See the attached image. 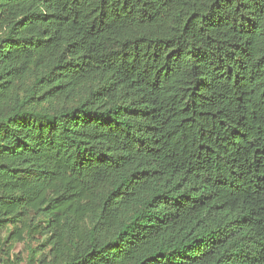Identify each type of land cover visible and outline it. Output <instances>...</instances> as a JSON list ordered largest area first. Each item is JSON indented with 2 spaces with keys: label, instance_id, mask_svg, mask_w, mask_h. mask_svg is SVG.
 I'll use <instances>...</instances> for the list:
<instances>
[{
  "label": "trees",
  "instance_id": "16d2710c",
  "mask_svg": "<svg viewBox=\"0 0 264 264\" xmlns=\"http://www.w3.org/2000/svg\"><path fill=\"white\" fill-rule=\"evenodd\" d=\"M3 232L27 264H264V0H0Z\"/></svg>",
  "mask_w": 264,
  "mask_h": 264
},
{
  "label": "rangeland",
  "instance_id": "374dc122",
  "mask_svg": "<svg viewBox=\"0 0 264 264\" xmlns=\"http://www.w3.org/2000/svg\"><path fill=\"white\" fill-rule=\"evenodd\" d=\"M6 234V232H3L0 237V258L3 257V252L10 251V258L15 264H27L31 250L42 249V239L38 235H34L33 237H27L24 242L17 243L11 250L9 249L10 244H6L3 239ZM0 264H2L1 259Z\"/></svg>",
  "mask_w": 264,
  "mask_h": 264
}]
</instances>
